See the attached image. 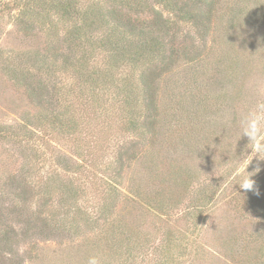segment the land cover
Listing matches in <instances>:
<instances>
[{
    "label": "trees",
    "instance_id": "1",
    "mask_svg": "<svg viewBox=\"0 0 264 264\" xmlns=\"http://www.w3.org/2000/svg\"><path fill=\"white\" fill-rule=\"evenodd\" d=\"M245 1L0 2V19L43 40L0 39L1 73L28 105L0 121V148L21 157L18 174L0 168V264H22L23 246L44 264H208L207 239L229 243L233 264H264V159L246 165L238 129L257 102L240 83L264 68V7ZM230 12L261 60L216 48ZM123 202L137 218L116 211ZM235 214L262 225L232 234ZM66 236L82 240L76 252L47 247Z\"/></svg>",
    "mask_w": 264,
    "mask_h": 264
},
{
    "label": "rangeland",
    "instance_id": "2",
    "mask_svg": "<svg viewBox=\"0 0 264 264\" xmlns=\"http://www.w3.org/2000/svg\"><path fill=\"white\" fill-rule=\"evenodd\" d=\"M2 1L3 0H0V2ZM255 1L256 0H247L245 1L244 5H251L252 7H264V0H257L258 2L254 4ZM259 14L260 15H258V17L260 18L263 14L262 19H264V13L259 12ZM233 16L234 12H230L227 16L223 14L218 19L217 24L222 26H217V30H219V33L217 32L218 34L215 36L216 40H214L216 48L222 50V53L227 57V60L240 61L242 62L243 66V63H245L247 58L253 59L257 56L261 60L263 51L261 50L260 46L252 42L253 40L250 38L249 34L246 35V30H244L245 26H240L237 23L234 24L231 21V17ZM0 39L2 47L9 49L23 47L24 45L29 47H40L43 44L41 34H37L33 37L27 34L23 35L22 33L18 32L17 28L15 30L14 26L9 21V18L6 15H4V17L0 19ZM230 66L231 65H228L227 68L228 76L233 75ZM259 68H261V70L255 68L251 70V68H249L250 71L247 74L245 83L242 81L240 83L242 84L244 90L248 89L252 91V95L256 92L255 99L257 100V102H255V106L258 103H264V68L261 66ZM6 78V75L4 73H1L0 70V121L11 122L19 118V113L27 109L28 105L27 102L22 98L19 90L13 85L12 82L7 80ZM237 79L238 76L235 77V75H233V82H235ZM233 82L230 84H233ZM227 88L230 90L231 85L227 84ZM231 112L232 111L230 109V111L226 115L227 119L232 117ZM60 145L62 151H65V149H67L63 143L60 142ZM12 153L13 152L9 148H7L6 150L0 148V168L10 167L13 172L11 174V177L13 174L16 175L19 173L18 168L21 164V157L17 156L16 154L13 156ZM200 155H202V152L200 153ZM202 156H204L205 159H208L207 161L216 160L214 153H211L210 151L207 152L206 155ZM10 168H7V170H9ZM11 177H9V180ZM134 206L138 205L132 202H123L122 204L117 206L116 211L120 210L122 212L123 210V212L126 215L131 216V218H137L135 215H133V212H136V214L138 215V211L136 208H134ZM231 206H235L234 203H232ZM234 217L235 219L233 221L231 229L232 234L239 235V233L242 232H255V228L262 225L259 221H257L256 224L253 225L254 223L252 218L246 219L237 214H235ZM70 238V236L59 237L57 240H55L57 242L48 241L46 245L47 247L49 246L50 249H53L54 252L57 251L60 254L71 253L66 251L68 249L76 252V246H81L82 240L80 238ZM220 242L221 240H218V243L215 244V240L207 239L206 246L210 248V251L207 252L209 255L206 259H211L209 260L208 264H233L232 256L229 253L230 244L227 243L225 246H223L220 245L222 243ZM20 251H22L21 254L24 257L22 264H44V262L41 261L42 254L40 253V250L32 251V249L28 248V246H23L21 247ZM3 264L9 263L5 261Z\"/></svg>",
    "mask_w": 264,
    "mask_h": 264
},
{
    "label": "clouds",
    "instance_id": "3",
    "mask_svg": "<svg viewBox=\"0 0 264 264\" xmlns=\"http://www.w3.org/2000/svg\"><path fill=\"white\" fill-rule=\"evenodd\" d=\"M240 136L249 138L248 147L251 148V153L244 157L246 165L252 160L253 156H259L264 159V103H258L254 108L249 109L242 114L238 123ZM253 180L250 176H243L240 180V187L245 190L253 188ZM87 264H100L97 256H90Z\"/></svg>",
    "mask_w": 264,
    "mask_h": 264
}]
</instances>
